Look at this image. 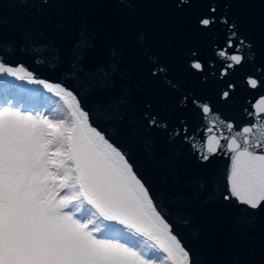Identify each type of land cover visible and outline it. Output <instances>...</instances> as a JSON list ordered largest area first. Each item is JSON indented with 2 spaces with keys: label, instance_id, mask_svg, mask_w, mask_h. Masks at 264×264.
<instances>
[{
  "label": "snow or ice",
  "instance_id": "1",
  "mask_svg": "<svg viewBox=\"0 0 264 264\" xmlns=\"http://www.w3.org/2000/svg\"><path fill=\"white\" fill-rule=\"evenodd\" d=\"M15 2L23 9L17 29L22 41L19 50H36L38 46L47 51L49 45L37 31L38 25L27 27L28 20L24 18L39 24L51 22L62 30L57 9L69 7V0ZM184 6L191 7V0H178L176 7ZM217 11V6L209 3L196 24L198 29L209 31L220 23L228 30L224 45H213L215 56L222 62L215 74L222 81L218 97L227 102L237 89L228 77L250 62L244 49L250 50L251 45L239 36L236 23L226 16L217 17ZM6 26L0 14V46L11 44L9 51H13L15 41L4 35ZM93 38L94 33L85 26L74 46L69 74L81 75L85 71L81 61ZM191 55L195 57L190 62L191 69L203 74L206 64L209 69L215 67L214 61L202 62L195 51ZM144 58L152 65L151 76L159 77L169 90L179 91L168 77V68L151 50ZM121 61L119 50H113L110 63L92 72L100 90L116 88ZM9 78L26 79L59 96L66 105L67 118L53 119L39 108L33 110ZM200 78L207 80L206 75ZM242 80L252 90L264 89V65H258ZM138 86V80L126 84L109 102L106 115L109 122L115 123L117 136L143 142L147 151L154 147L149 142L152 135H163L169 142L180 138L191 143L201 162L217 154L226 155L230 160L229 189L223 199L234 198L248 209L246 218L235 225L237 238L246 239L252 229V215L264 210V92L249 102L250 109H245L250 117L248 123L237 126L225 122L227 132L235 134H214L216 125L212 121L204 129L211 135H206L202 148H197L183 119L178 125H170L160 119L151 101H145L143 111L138 110L134 99ZM0 88L5 92L0 105V264H194L190 252L159 211L131 153L93 123L91 112L83 107L77 94L36 78L23 64L13 65L6 60H0ZM189 99L206 122L210 114L219 118L212 105L199 97L182 95L176 107L186 108ZM202 187H190L189 199L199 200ZM232 264L243 262L234 260Z\"/></svg>",
  "mask_w": 264,
  "mask_h": 264
},
{
  "label": "water",
  "instance_id": "2",
  "mask_svg": "<svg viewBox=\"0 0 264 264\" xmlns=\"http://www.w3.org/2000/svg\"><path fill=\"white\" fill-rule=\"evenodd\" d=\"M177 3L178 0H69V7L57 9V21L63 25L62 30L51 22L39 24L32 18H24L28 20L25 26L38 25L37 31L49 48L44 51L37 46L36 50L20 51L18 46L22 41L17 29L23 9L15 0H3L0 14L7 21L4 35L12 36L16 47L9 51L11 44L0 46V60L23 64L36 78L60 84L77 94L83 107L91 112L93 123L131 153L159 211L190 252L194 264H232L234 260L243 264H264V210L252 215L249 221L252 229L247 238L238 239L235 225L246 218L248 209L234 198L223 199L229 189L230 160L226 155L217 154L201 162L190 142L180 138L169 142L163 135H152L149 142L154 147L147 151L143 142L126 135L117 136L115 123L109 122L106 115L109 102L119 94L120 88L138 80L134 94L138 110L143 111L145 101H151L160 119L170 125H178L183 119L197 148H202L205 136L211 135L204 129L212 121L216 135L222 131L226 135L235 134L227 132L226 121L237 126L250 121L245 109L251 108L249 102L256 100L264 89L252 90L242 78L254 73L258 65H264V0H191V7L182 8H177ZM209 3L217 6V17L226 16L235 22L239 36L251 45L250 50L244 49L250 62L228 77L237 84V89L227 102L218 97L222 81L215 74L219 73L222 62L215 56L213 45L222 47L228 30L220 23L209 31L198 29L196 24L197 17L206 11ZM85 26L94 33L92 45L83 53L81 61L85 71L71 75L68 69L73 49ZM113 50H119L122 57L120 76L115 89L103 91L96 86L92 72L110 63ZM148 50L168 68V77L179 91L169 90L159 77L149 74L152 65L144 58ZM193 51L202 62L214 61L215 67L209 69L206 64L203 74L191 69ZM201 75H206L207 80H202ZM9 79L26 91L59 99L66 108L59 96L42 85L29 84L26 79ZM185 94L210 103L219 118L210 114L206 122L191 99L186 108H177V101ZM221 143L226 142L221 140ZM196 184L203 185L200 199L190 200L187 192Z\"/></svg>",
  "mask_w": 264,
  "mask_h": 264
},
{
  "label": "rangeland",
  "instance_id": "3",
  "mask_svg": "<svg viewBox=\"0 0 264 264\" xmlns=\"http://www.w3.org/2000/svg\"><path fill=\"white\" fill-rule=\"evenodd\" d=\"M17 90L21 93L22 97L26 99L28 105L35 110L36 108L41 109L53 119H65L67 118V110L65 106L59 101V99H53L50 96L44 95L39 92H29L24 88L18 87ZM5 92L0 88V105H2L3 97ZM141 245L146 247V243L143 238H139ZM161 257L163 254H159ZM168 264V262H166Z\"/></svg>",
  "mask_w": 264,
  "mask_h": 264
}]
</instances>
